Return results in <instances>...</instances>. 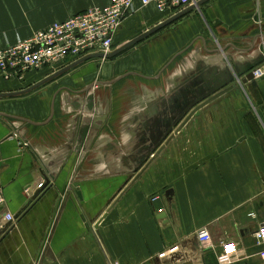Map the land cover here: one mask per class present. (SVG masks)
Returning a JSON list of instances; mask_svg holds the SVG:
<instances>
[{"label": "crops", "instance_id": "1", "mask_svg": "<svg viewBox=\"0 0 264 264\" xmlns=\"http://www.w3.org/2000/svg\"><path fill=\"white\" fill-rule=\"evenodd\" d=\"M109 2L0 0V49ZM136 9L113 52L184 11ZM76 62L0 72V264H264V76L141 168L205 81L264 64V0H208L114 58Z\"/></svg>", "mask_w": 264, "mask_h": 264}, {"label": "built area", "instance_id": "2", "mask_svg": "<svg viewBox=\"0 0 264 264\" xmlns=\"http://www.w3.org/2000/svg\"><path fill=\"white\" fill-rule=\"evenodd\" d=\"M140 6L146 8L155 5L157 10L166 14L175 10H186L197 5L199 0H139ZM136 0H110L103 7H94L77 14L64 22H56L33 37L19 40L16 44L0 49V72L6 79H23L30 71L40 70L55 64H66L68 61H80L91 55L107 56L114 50V38L123 23L136 13ZM106 60V58L102 59ZM255 79L264 76V64L253 71ZM13 138L20 141L22 148L29 143L21 139L19 133ZM158 200V196L152 202ZM4 199L0 192V205ZM5 220L14 222L11 214ZM256 237L264 247V225L259 228ZM201 243L209 244L212 240L210 232H198ZM226 256H234L239 252L236 242L228 241L221 245ZM161 260L167 258V253L159 255ZM229 264H232L231 262Z\"/></svg>", "mask_w": 264, "mask_h": 264}, {"label": "water", "instance_id": "3", "mask_svg": "<svg viewBox=\"0 0 264 264\" xmlns=\"http://www.w3.org/2000/svg\"><path fill=\"white\" fill-rule=\"evenodd\" d=\"M208 0H203L202 2H198L197 5L191 6L184 10L182 13H180L178 16H175L168 20L167 22L163 23L162 25L158 26L157 28H154L153 30L149 31L148 33L144 34L143 36L137 38L136 40L129 42L125 44L121 49L107 55H101V54H95L88 56L86 58H83L82 60L78 61L75 63L74 66L79 65L81 63L93 60V59H104L106 60L111 59L116 57L117 55L123 53L126 49L129 47L137 44L140 42L142 39L156 33L159 29L167 26L168 24L176 21L177 19L183 17L186 15L188 12H191L195 9L200 8L204 3H206ZM258 67V64H254L252 66H249L246 71H244L242 74L234 76L233 74H228V76H220L216 78H212V80H207L197 89V96L193 101H188L185 102V106L183 108L182 113L178 115V119L174 123H168L166 127L168 128L165 133L163 134L162 138L160 139L153 135L152 138V145L153 148L149 149L148 153V160L144 162L141 165L142 169L148 168V165L152 163V160H154L155 157V151L158 149H163L173 138V136L177 135L190 121L191 117L194 116L195 112H198L199 110L203 109L205 106L211 104L212 102L216 101L217 99L221 98L222 96L232 92L234 89L239 87V84H246L247 82H254V75H253V70ZM72 67L68 68L71 69ZM63 73V72H62ZM244 77L241 81L240 78L238 77ZM34 89V88H33ZM171 124V125H170ZM169 125V126H168ZM158 133V132H156ZM160 135V134H159ZM173 135V136H172ZM167 141V142H165ZM47 179V184L50 183V181H54L55 179L53 176H50ZM38 195H36L37 197ZM18 217V216H17ZM11 225V222L8 226ZM9 229V228H8ZM10 229L7 231L9 232Z\"/></svg>", "mask_w": 264, "mask_h": 264}, {"label": "rangeland", "instance_id": "4", "mask_svg": "<svg viewBox=\"0 0 264 264\" xmlns=\"http://www.w3.org/2000/svg\"><path fill=\"white\" fill-rule=\"evenodd\" d=\"M76 63H77V62H76ZM90 66H92V65H90ZM88 69L91 71V69H93V68H92V67H91V68L88 67Z\"/></svg>", "mask_w": 264, "mask_h": 264}]
</instances>
